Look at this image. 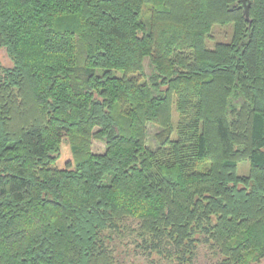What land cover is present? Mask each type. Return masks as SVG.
I'll use <instances>...</instances> for the list:
<instances>
[{
  "label": "trees",
  "instance_id": "16d2710c",
  "mask_svg": "<svg viewBox=\"0 0 264 264\" xmlns=\"http://www.w3.org/2000/svg\"><path fill=\"white\" fill-rule=\"evenodd\" d=\"M247 4L0 0V264H117L123 230L174 264L200 245L264 260V0ZM214 26L231 38L208 47Z\"/></svg>",
  "mask_w": 264,
  "mask_h": 264
},
{
  "label": "rangeland",
  "instance_id": "374dc122",
  "mask_svg": "<svg viewBox=\"0 0 264 264\" xmlns=\"http://www.w3.org/2000/svg\"><path fill=\"white\" fill-rule=\"evenodd\" d=\"M231 26H214L211 31L212 39L207 40V46L213 47L216 42L228 41L231 38ZM0 63L4 67H11L12 61L4 47H0ZM149 70L145 67V73ZM177 114L173 110V121H176ZM159 128L151 123L146 126L145 144L150 149L157 147L156 133ZM104 143L96 139L92 140L91 149L94 153H102L104 151ZM71 152L67 140H63L60 145L58 158L55 165L62 168L66 161L71 160ZM249 172L248 161H241L237 166V174L246 175ZM136 226L135 223L132 225ZM113 254L117 264H174V262L165 259L155 253L148 254V249L136 236V232L123 230L120 235L113 240ZM216 260L205 245H200L197 250V256L194 259V264H214ZM259 264H264V260Z\"/></svg>",
  "mask_w": 264,
  "mask_h": 264
},
{
  "label": "water",
  "instance_id": "95a60500",
  "mask_svg": "<svg viewBox=\"0 0 264 264\" xmlns=\"http://www.w3.org/2000/svg\"><path fill=\"white\" fill-rule=\"evenodd\" d=\"M242 3L244 5V12H245L246 19H248V4H247V0H242Z\"/></svg>",
  "mask_w": 264,
  "mask_h": 264
}]
</instances>
